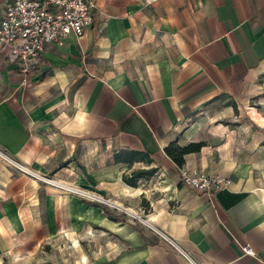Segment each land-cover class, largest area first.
<instances>
[{"label": "crops", "instance_id": "1", "mask_svg": "<svg viewBox=\"0 0 264 264\" xmlns=\"http://www.w3.org/2000/svg\"><path fill=\"white\" fill-rule=\"evenodd\" d=\"M92 1L83 36L47 44L27 76L0 47V147L116 207L0 161V264H188L150 228L198 264H264V107L251 104L264 75V0ZM172 142L203 143L181 167L229 188L183 186L164 151ZM123 152L150 162L116 159ZM151 169L136 187L123 182Z\"/></svg>", "mask_w": 264, "mask_h": 264}, {"label": "built area", "instance_id": "2", "mask_svg": "<svg viewBox=\"0 0 264 264\" xmlns=\"http://www.w3.org/2000/svg\"><path fill=\"white\" fill-rule=\"evenodd\" d=\"M4 5V17L0 22V47L8 49V59L19 65L27 76L37 63L47 44L63 45L68 37L80 38L93 20L92 0H0ZM0 161L21 175L49 185L58 191L80 196L86 201H96L107 207L116 204L90 190L73 186L51 177L41 176L27 169L0 147ZM180 183L194 191L217 193L227 190L231 181L222 176H210L196 170L180 167ZM117 209V208H116ZM159 235L172 253L188 264H198L191 254L163 231L150 228ZM244 255L253 256L251 248L242 246Z\"/></svg>", "mask_w": 264, "mask_h": 264}, {"label": "trees", "instance_id": "3", "mask_svg": "<svg viewBox=\"0 0 264 264\" xmlns=\"http://www.w3.org/2000/svg\"><path fill=\"white\" fill-rule=\"evenodd\" d=\"M203 143H190L186 147H180L177 145L176 142H172L169 146H167L164 151L167 157L172 160L177 167H181L184 162V157L189 154V153H195L199 152L200 149L202 148ZM127 155L128 157V163L131 165L133 162L136 161H145V162H150V159L148 156L142 153H137V152H123L120 155L116 156V159L123 161L124 158L123 155ZM122 156V157H121ZM156 173L155 169L151 170H140L137 172L132 173L130 177L124 175L123 176V182L126 184L136 187L137 186V180L140 179L141 177H150Z\"/></svg>", "mask_w": 264, "mask_h": 264}, {"label": "rangeland", "instance_id": "4", "mask_svg": "<svg viewBox=\"0 0 264 264\" xmlns=\"http://www.w3.org/2000/svg\"><path fill=\"white\" fill-rule=\"evenodd\" d=\"M251 104L252 105L255 104L258 107H264V75L262 77H260V79L256 83V92H255L254 98L252 99ZM259 105H261V106H259ZM251 111L253 112V110H251ZM252 112H251V114H252ZM59 193L63 194V195H66V196H73L76 199H79V200H81L83 202H88V203H91V204L95 203V204L99 205V203L96 202V201H93V202L86 201V200L82 199V197H80L78 195L75 196V195L69 194V193L64 192V191H59Z\"/></svg>", "mask_w": 264, "mask_h": 264}]
</instances>
